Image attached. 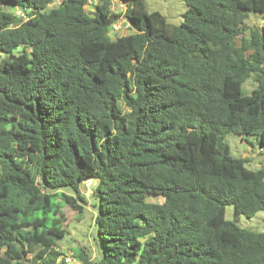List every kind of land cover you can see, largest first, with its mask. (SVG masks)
Instances as JSON below:
<instances>
[{
    "label": "trees",
    "instance_id": "obj_1",
    "mask_svg": "<svg viewBox=\"0 0 264 264\" xmlns=\"http://www.w3.org/2000/svg\"><path fill=\"white\" fill-rule=\"evenodd\" d=\"M55 1L0 0V264H264V231L225 219L264 211V168L223 143L264 146V0H186L178 26ZM119 16L133 33L111 39ZM88 180L96 255L67 263L61 210L81 216Z\"/></svg>",
    "mask_w": 264,
    "mask_h": 264
},
{
    "label": "rangeland",
    "instance_id": "obj_2",
    "mask_svg": "<svg viewBox=\"0 0 264 264\" xmlns=\"http://www.w3.org/2000/svg\"><path fill=\"white\" fill-rule=\"evenodd\" d=\"M147 12H158L162 15L169 25L178 26L183 21V15L187 10L186 0H144ZM56 0L53 5L58 4ZM87 11L89 7H85ZM113 13L121 15L124 10L123 4L119 0H113L112 7ZM257 19L253 15L249 16L247 23L249 25L257 24ZM133 33L129 23L119 16L116 22L111 26L108 35L111 39L115 37L124 36ZM249 81V82H248ZM254 83L247 80L243 85L244 92L250 94ZM223 143L228 146L230 155L237 159H246V167L251 170H258L264 168V146L256 143L253 136L240 135L229 133L223 139ZM95 182L88 180L81 185L80 191L85 195L88 200V205L84 207L81 216H78L77 211L64 205L62 213L65 217L66 234L63 239L58 241L59 250L67 257L71 258V251L81 248L85 250L92 258L96 255L91 233L93 229V209L90 199L91 188ZM149 202H161V199L150 197ZM225 219L234 222L238 227L256 231H264V211H258L251 217L243 215L235 216L233 207L228 205L225 207Z\"/></svg>",
    "mask_w": 264,
    "mask_h": 264
},
{
    "label": "built area",
    "instance_id": "obj_3",
    "mask_svg": "<svg viewBox=\"0 0 264 264\" xmlns=\"http://www.w3.org/2000/svg\"><path fill=\"white\" fill-rule=\"evenodd\" d=\"M16 13H17L18 15L21 14L20 12H17V11H16ZM64 260H65V262H67V263H71V258H70V257H67V256H66Z\"/></svg>",
    "mask_w": 264,
    "mask_h": 264
}]
</instances>
